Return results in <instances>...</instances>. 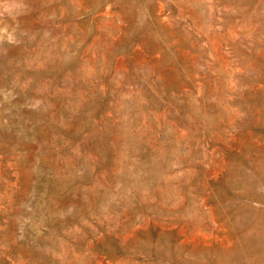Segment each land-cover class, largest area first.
Here are the masks:
<instances>
[{
  "label": "rangeland",
  "instance_id": "rangeland-1",
  "mask_svg": "<svg viewBox=\"0 0 264 264\" xmlns=\"http://www.w3.org/2000/svg\"><path fill=\"white\" fill-rule=\"evenodd\" d=\"M0 264H264V0H0Z\"/></svg>",
  "mask_w": 264,
  "mask_h": 264
}]
</instances>
